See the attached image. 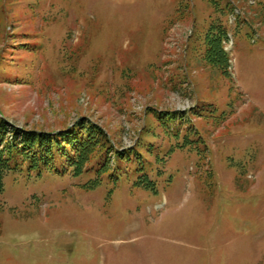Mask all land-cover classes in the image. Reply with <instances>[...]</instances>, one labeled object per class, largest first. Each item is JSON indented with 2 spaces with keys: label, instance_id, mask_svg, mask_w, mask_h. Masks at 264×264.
<instances>
[{
  "label": "rangeland",
  "instance_id": "obj_1",
  "mask_svg": "<svg viewBox=\"0 0 264 264\" xmlns=\"http://www.w3.org/2000/svg\"><path fill=\"white\" fill-rule=\"evenodd\" d=\"M1 124L69 138L1 176L0 264H264V0H0Z\"/></svg>",
  "mask_w": 264,
  "mask_h": 264
},
{
  "label": "trees",
  "instance_id": "obj_2",
  "mask_svg": "<svg viewBox=\"0 0 264 264\" xmlns=\"http://www.w3.org/2000/svg\"><path fill=\"white\" fill-rule=\"evenodd\" d=\"M228 38V30L222 23L212 24L210 30L206 34V59L210 64L216 67H220L225 74H228L229 54L225 50L224 42ZM4 127V125H0ZM11 131L12 141H6V144L0 143V178L1 176L10 170H14L18 166V156L24 152H31L30 165L31 169L40 171V168L44 166L47 169H52V159L55 158V152H60L63 157L64 151H59V148L64 149L63 143L68 134L53 135L48 132H36L21 130V128H15ZM62 131V130H60ZM2 132V130H1ZM1 136V134H0ZM1 141L5 140V137L0 138ZM76 145V144H75ZM80 143L77 144L79 147ZM62 146V147H58ZM85 142L82 144L81 149L73 154L72 160L69 162V169L75 176H80L84 171V163L88 160V156L84 152ZM75 155V157H74ZM60 156V155H59ZM62 157V158H63ZM14 161V163L12 162ZM16 164V167L14 166ZM41 164V165H40ZM55 166V165H54ZM55 168V167H54ZM40 174V173H39ZM101 177L97 180L88 183V186L93 188L94 185L99 184ZM146 179L141 178L137 184H142ZM1 184V179H0Z\"/></svg>",
  "mask_w": 264,
  "mask_h": 264
}]
</instances>
